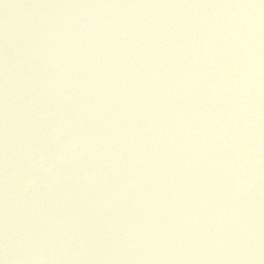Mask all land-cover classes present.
Returning a JSON list of instances; mask_svg holds the SVG:
<instances>
[{
  "label": "water",
  "instance_id": "95a60500",
  "mask_svg": "<svg viewBox=\"0 0 264 264\" xmlns=\"http://www.w3.org/2000/svg\"><path fill=\"white\" fill-rule=\"evenodd\" d=\"M0 264H264V2L0 0Z\"/></svg>",
  "mask_w": 264,
  "mask_h": 264
},
{
  "label": "snow or ice",
  "instance_id": "6c2138e0",
  "mask_svg": "<svg viewBox=\"0 0 264 264\" xmlns=\"http://www.w3.org/2000/svg\"><path fill=\"white\" fill-rule=\"evenodd\" d=\"M262 2H264V0H262Z\"/></svg>",
  "mask_w": 264,
  "mask_h": 264
}]
</instances>
